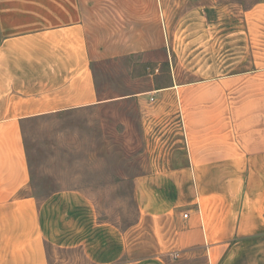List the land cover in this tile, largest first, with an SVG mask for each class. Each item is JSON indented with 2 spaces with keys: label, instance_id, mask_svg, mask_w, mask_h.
I'll return each instance as SVG.
<instances>
[{
  "label": "crops",
  "instance_id": "obj_1",
  "mask_svg": "<svg viewBox=\"0 0 264 264\" xmlns=\"http://www.w3.org/2000/svg\"><path fill=\"white\" fill-rule=\"evenodd\" d=\"M131 1L0 0V264H56L58 251L78 264H264V0L243 13L251 61L235 72L257 82L241 85L234 116L190 111L172 150L136 177L137 234L100 222L79 191L29 192L22 123L99 104L92 64L164 48L166 0ZM183 8L208 20L210 5L171 1Z\"/></svg>",
  "mask_w": 264,
  "mask_h": 264
},
{
  "label": "rangeland",
  "instance_id": "obj_2",
  "mask_svg": "<svg viewBox=\"0 0 264 264\" xmlns=\"http://www.w3.org/2000/svg\"><path fill=\"white\" fill-rule=\"evenodd\" d=\"M171 1L163 12V49L92 64L99 104L22 123L29 192L36 198L79 191L100 222L130 229L133 236L140 230L136 177L154 170L172 150L182 136L183 119L190 111L209 109L234 116L236 100H245L248 92L245 87L241 92V85L257 80L235 76L251 61L243 13L259 0H179L186 6L210 5L207 21L188 20L186 8L173 13ZM143 26L148 35L157 30L153 23ZM142 222L144 238L151 242L152 223ZM55 257L56 264L79 262L74 253L58 251Z\"/></svg>",
  "mask_w": 264,
  "mask_h": 264
},
{
  "label": "built area",
  "instance_id": "obj_3",
  "mask_svg": "<svg viewBox=\"0 0 264 264\" xmlns=\"http://www.w3.org/2000/svg\"><path fill=\"white\" fill-rule=\"evenodd\" d=\"M183 217L186 218V217H187V213H184V214H183Z\"/></svg>",
  "mask_w": 264,
  "mask_h": 264
}]
</instances>
